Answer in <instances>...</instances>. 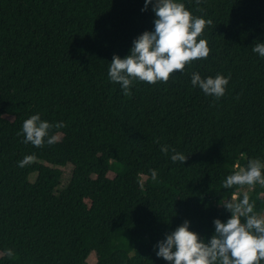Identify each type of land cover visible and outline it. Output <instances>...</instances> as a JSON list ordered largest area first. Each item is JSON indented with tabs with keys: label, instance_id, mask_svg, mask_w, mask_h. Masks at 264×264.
I'll return each mask as SVG.
<instances>
[{
	"label": "trees",
	"instance_id": "obj_1",
	"mask_svg": "<svg viewBox=\"0 0 264 264\" xmlns=\"http://www.w3.org/2000/svg\"><path fill=\"white\" fill-rule=\"evenodd\" d=\"M155 2L142 11L145 0H0V264H88L93 253L95 264H167L157 245L185 221L208 242L214 221L231 218L223 204L245 193L264 217V186L223 187L250 160L264 164V57L253 51L264 0H177L212 20L198 38L209 56L167 83L134 81L125 96L110 63L155 30ZM194 73L230 77L225 95L193 86ZM37 114L66 125L50 130L57 143L24 142L23 122ZM62 167L70 182L57 193ZM87 185L102 190L93 209L77 202Z\"/></svg>",
	"mask_w": 264,
	"mask_h": 264
},
{
	"label": "clouds",
	"instance_id": "obj_2",
	"mask_svg": "<svg viewBox=\"0 0 264 264\" xmlns=\"http://www.w3.org/2000/svg\"><path fill=\"white\" fill-rule=\"evenodd\" d=\"M199 3L200 0H197ZM151 4L153 0H145L142 11H146ZM153 11L156 16L155 30L146 31L135 39L126 58L114 55L110 63L109 79L121 84L125 96L132 94L134 81L167 83L173 73L182 72L186 65L195 60L207 59L210 53L207 41L198 38L205 26L212 24V20L194 17L177 0H156ZM253 51L264 57V43L256 44ZM229 79L223 75L202 79L199 73H194L191 83L218 100L225 95ZM53 127L63 128L66 125L63 122L52 125L46 120L42 121L39 114L32 115L22 125L24 142L37 148L43 147L45 142L48 145L57 143L59 136L49 135ZM169 147L163 145L161 151L168 155ZM171 151L174 163H185L188 157L174 148ZM34 160L35 155L25 156L18 166L23 168ZM262 170L264 164L259 159L250 160L246 168L239 167L238 171L227 176L223 187L228 189L235 185L251 186L256 183L264 186ZM157 176V171L151 170L152 180H157ZM223 206L231 212V218L226 223L220 219L214 221L215 234L210 241L202 242L196 232L190 231V222L185 221L159 242L157 256L172 264H260L264 261V217L254 213V204L250 203L249 196L245 193L242 200L229 201ZM241 217L245 222H241ZM6 255L12 258L15 254L12 249H7Z\"/></svg>",
	"mask_w": 264,
	"mask_h": 264
},
{
	"label": "rangeland",
	"instance_id": "obj_3",
	"mask_svg": "<svg viewBox=\"0 0 264 264\" xmlns=\"http://www.w3.org/2000/svg\"><path fill=\"white\" fill-rule=\"evenodd\" d=\"M115 168L120 167L119 164L114 163ZM63 169V175L60 179L59 185L56 188V192L60 193L64 188L67 187V185L70 182V176L68 175V167H62ZM31 180H35L36 174H32L30 176ZM256 189V188H255ZM115 192H116V183L114 181H111L109 184V189H108V197L114 198L115 197ZM102 194V190L95 188L91 185H87L86 188L81 192L77 202L80 206L88 208V209H93ZM141 197L146 199V200H152L153 195L151 193L147 192H142ZM218 205H221V202H217ZM262 212L264 213V209H262ZM96 263V255L93 253L89 256L88 258V264H95ZM167 264H172V262H167Z\"/></svg>",
	"mask_w": 264,
	"mask_h": 264
}]
</instances>
